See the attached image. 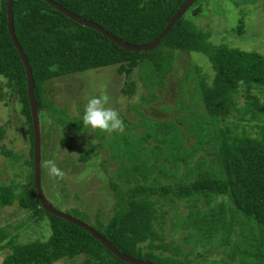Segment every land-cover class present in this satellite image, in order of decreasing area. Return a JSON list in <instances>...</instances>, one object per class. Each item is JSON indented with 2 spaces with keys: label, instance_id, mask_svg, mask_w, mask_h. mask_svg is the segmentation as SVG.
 Segmentation results:
<instances>
[{
  "label": "trees",
  "instance_id": "1",
  "mask_svg": "<svg viewBox=\"0 0 264 264\" xmlns=\"http://www.w3.org/2000/svg\"><path fill=\"white\" fill-rule=\"evenodd\" d=\"M53 1L102 26L124 42L140 46L155 41L187 0ZM6 4L7 0H1L0 78L7 80L6 86L10 89L7 95L17 97L20 115L28 127L26 135L31 141V151L26 163L32 167V171L30 189L23 192L16 193L12 184H0V208L17 203L38 221L48 219L51 235L46 241L37 239L21 244L15 236L0 227V252L10 249L1 264H56L79 257L84 258V264H130L117 258L87 230L46 212L40 204L33 171L35 135L27 73L9 34ZM13 11L15 33L32 68L39 114H44L47 109L52 115L58 109L54 101L48 98L51 91L48 84L55 79L118 66L121 74L130 76L136 69L140 73L147 69L163 81L174 70L176 57L180 53H200L207 57L215 73L212 82H209L207 74L202 76L199 66L196 67V74L187 71L185 76L193 75L194 79H200L198 91L204 114L200 116L202 119L193 122L189 133L181 132L182 123L179 120L171 128H167L170 125L163 120L154 121L155 124L148 126L152 129L149 136L157 142L165 145L173 142L170 145L173 153L169 151L164 161L182 165L183 176L193 178L188 182L178 181L175 179L177 174L171 168L169 172L162 164L150 165L147 160L138 162L137 152L122 146L119 155L125 162L115 170L116 181L111 179L109 183L116 196L115 210L106 221L98 218L96 224L99 229H95L120 252L155 264H195L209 259L210 253H183L175 241H169L168 232L173 233L175 228H183L191 239L196 237L200 240L201 236L209 235L207 239L216 241L222 234V237H231L224 238L225 249L222 248L223 255L220 254L229 258L228 263L230 259L234 261L233 254L237 248L233 244L237 231L232 227L235 216L236 223L241 224L237 216L239 212L257 225V237L247 231V236H243L249 238L248 246L252 247L253 242L256 244V250L262 252L256 258L264 261L262 54L216 42L212 39V32L186 18L187 11L159 45L148 52L129 51L118 46L100 32L57 11L45 0H14ZM245 29V19L241 18L233 32L242 36ZM160 85L157 86L163 88ZM134 86L135 82H132L124 92L131 96ZM240 95L244 98L243 104ZM1 100H5L2 91ZM55 118L57 124H66L61 117ZM5 135L6 129L0 124V153L11 161L19 160L21 156L3 144ZM186 137L190 139L188 145L185 143ZM202 150L207 155L198 158ZM91 157L86 153L79 160L87 163ZM217 169L218 173L215 172ZM42 178L43 166L41 186ZM150 179L151 184L148 183ZM180 203L186 205V213L178 208ZM172 210H175V220L167 217ZM216 234L218 238L214 239ZM246 254L250 255L249 251Z\"/></svg>",
  "mask_w": 264,
  "mask_h": 264
},
{
  "label": "rangeland",
  "instance_id": "2",
  "mask_svg": "<svg viewBox=\"0 0 264 264\" xmlns=\"http://www.w3.org/2000/svg\"><path fill=\"white\" fill-rule=\"evenodd\" d=\"M185 16L196 26L212 32L214 34L212 39L216 42L220 41L245 51L258 52L264 56V0H197ZM241 18L245 19L246 24L245 34L242 36L233 32ZM198 66L202 76H205L204 73L207 74L209 82H212L215 73L207 57L200 53L189 55L180 53L176 57L174 70L163 81L153 76V73L147 69L141 73L136 69L132 75L127 76L119 73L118 66H114L78 73L50 82L48 87L51 91L48 93V98L54 101V106L58 109L52 112L53 116L47 109L44 114H39L42 188L50 203L58 211L77 218L94 229H99V225L96 224L97 219L106 221L113 216L115 210L116 196L109 183L111 179L116 181L115 170L125 162L119 155L120 149L125 146L137 152L138 162L147 160L150 165L162 164L166 171L170 172V168L175 171L176 180L184 182L191 180L193 177L187 179L183 176L182 165L176 166L164 161V156L170 151L173 142L170 141L168 145L157 142L149 136L152 129L148 126L155 124L154 121L163 120L170 125L167 128H171L176 126L179 120L182 123L181 132L189 133L193 122L202 119L200 116L203 117L204 114L198 91L200 79L193 77ZM187 71L193 75L185 78ZM6 82L7 80L0 78L1 91L4 99L7 100L0 101V124L6 129L3 144L21 158L11 161L9 157L0 153V184H12L15 186V192L20 193L30 189L32 167L26 163V160L30 159L31 141L26 135L28 127L25 125V119L20 115L17 97L10 98L7 95L10 89L6 86ZM132 82H135L134 93L129 96L124 90H127ZM255 95L257 96L254 93ZM92 96L104 97L105 106L119 113L124 125L122 130L108 133L92 129L82 123L84 108L87 100ZM240 101L244 103L241 95ZM62 110L66 112L63 113ZM57 116L64 119L66 124L64 125L63 122L57 124L55 118ZM159 138L160 136L157 139ZM189 140L186 137L187 145ZM86 153L92 156L91 159L87 163L81 162L79 157ZM204 154L207 155L202 150L198 158ZM104 159H106L105 163ZM47 160L55 161L59 175L49 174L45 164ZM179 164L180 161L177 165ZM203 170L202 168L201 171ZM215 172L218 173V169ZM164 181L168 183L167 180ZM148 183L151 184L152 180H148ZM185 206L180 203L178 208L186 213ZM166 209L168 210V207ZM174 214L175 210H172L167 217L169 219L173 217L175 220L177 218L173 216ZM237 216L242 225L236 223L235 216L232 228L237 231L233 241L237 248L233 254L234 261L230 259L228 263L226 261L229 258L221 255H223L222 248L225 247L223 244L226 242L224 238L230 239L229 236L222 237L221 234L218 238L216 234L214 237V239L218 238L216 241L207 239L209 235L201 236L200 240L196 237L191 239L187 231L177 227L178 230L176 228L173 230L174 234L168 230L167 238L169 241H175L183 253L198 251L210 253L209 259L206 258V261L195 264H264V261H258L259 259L256 258L262 255V252L256 250V244L253 242L252 248L248 246L249 238H244L247 236L246 231L257 237V225L242 213L238 212ZM172 224L174 225L173 222ZM0 227L15 236L21 244L37 239L46 241L51 235L48 219L38 221L37 218L32 217L31 212L24 211L17 203L0 208ZM246 251H249L250 255H247ZM8 253L10 249L0 252V264ZM56 264H84V258L79 257L74 261L61 260Z\"/></svg>",
  "mask_w": 264,
  "mask_h": 264
},
{
  "label": "water",
  "instance_id": "3",
  "mask_svg": "<svg viewBox=\"0 0 264 264\" xmlns=\"http://www.w3.org/2000/svg\"><path fill=\"white\" fill-rule=\"evenodd\" d=\"M49 5H51L53 8H55L57 11L61 12L62 14L66 15L73 21L86 26L88 28L94 29L101 34L105 35L108 39H110L112 42L117 44L118 46L129 50V51H151L155 49L160 41L166 36V34L171 30V28L174 26V24L182 17V15L193 5L194 2L197 0H187L183 6L179 9V11L174 15V17L171 19L167 27L163 30L161 35L153 42L146 44V45H130L123 40L113 36L110 34L108 31H106L102 26L86 20L60 4L54 2L53 0H45ZM13 3L14 0H7L6 4V11H7V17H8V30L10 37L12 39V42L19 52V55L23 61V64L26 69L27 73V82H28V95H29V101H30V107H31V113H32V118H33V127H34V135H35V141H34V172H35V187L37 190V194L39 197V201L43 209L61 219H64L70 223H73L81 228H84L87 230L93 237H95L98 241L102 243L104 247H106L111 253H113L117 258L120 260L130 263V264H155L151 261L148 260H140L133 258L131 256H128L122 252H120L116 247L110 243L107 239H105L102 235L98 233L94 228L91 226L87 225L86 223L78 220L77 218H74L66 213H63L61 211H58L48 200L46 197L42 186H41V174H42V150H41V129H40V121H39V113H38V108H37V102L35 98V81L33 77V72L32 68L29 64L28 58L22 49L21 45L18 42L16 33H15V28H14V11H13Z\"/></svg>",
  "mask_w": 264,
  "mask_h": 264
},
{
  "label": "clouds",
  "instance_id": "4",
  "mask_svg": "<svg viewBox=\"0 0 264 264\" xmlns=\"http://www.w3.org/2000/svg\"><path fill=\"white\" fill-rule=\"evenodd\" d=\"M105 104L104 97H90L84 108L82 123L108 133L119 132L123 129V121L116 110L106 107ZM45 164L50 175H59L55 161L47 160Z\"/></svg>",
  "mask_w": 264,
  "mask_h": 264
}]
</instances>
